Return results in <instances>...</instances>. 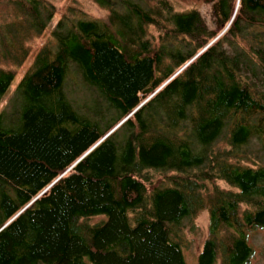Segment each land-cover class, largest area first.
I'll return each instance as SVG.
<instances>
[{"label": "trees", "instance_id": "trees-1", "mask_svg": "<svg viewBox=\"0 0 264 264\" xmlns=\"http://www.w3.org/2000/svg\"><path fill=\"white\" fill-rule=\"evenodd\" d=\"M6 1L0 102L7 64L33 57L0 110V264H189L180 232L204 210L193 264H246L264 227V163L240 149L264 148V0H207L210 22L94 0L104 18L62 14L32 53L54 5Z\"/></svg>", "mask_w": 264, "mask_h": 264}, {"label": "rangeland", "instance_id": "rangeland-1", "mask_svg": "<svg viewBox=\"0 0 264 264\" xmlns=\"http://www.w3.org/2000/svg\"><path fill=\"white\" fill-rule=\"evenodd\" d=\"M54 5V14L48 25L47 29L41 33L39 36H35L30 40H26L25 46L28 48L29 52L32 53L43 44L48 36L49 30L54 26L56 21L60 18L62 14L70 15L75 17H89V18H104L107 15L108 9L101 7L94 0H47ZM176 10H188L191 8L197 9L200 13L210 22V4L207 0H169ZM15 10L12 3H7L6 0L0 1V20L9 19L11 11ZM77 15V16H76ZM151 32L157 34L156 29L151 26ZM33 56L26 58L22 65L16 66L12 64H7L8 67L14 68L17 72L15 80L11 84L7 94L0 102V110L4 107L7 99L11 97L16 84L19 78L22 76L23 72L29 66L32 61ZM2 65V64H0ZM6 66V64H4ZM227 146L224 142L221 143V146ZM228 147V146H227ZM244 152L251 153L254 155L251 161L257 163H264V148L262 149L261 145L257 142L256 137L250 139L246 146L240 148ZM257 153V155H256ZM259 154V155H258ZM218 183L223 187H229V184L223 180L218 181ZM102 216L93 217L92 221L99 220ZM208 232V215L207 212L201 211L197 214L188 226L183 227L180 232L181 241L183 244V251L185 258L189 264L196 262L197 254L202 245V241L207 235ZM248 242L253 247V254L250 257L249 261L246 264H264V227H255L251 230H248L247 236ZM220 259L218 264H220Z\"/></svg>", "mask_w": 264, "mask_h": 264}]
</instances>
